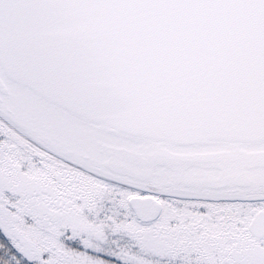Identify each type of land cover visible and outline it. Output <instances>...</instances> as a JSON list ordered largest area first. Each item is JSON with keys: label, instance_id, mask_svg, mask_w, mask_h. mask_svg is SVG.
I'll return each instance as SVG.
<instances>
[{"label": "snow or ice", "instance_id": "1", "mask_svg": "<svg viewBox=\"0 0 264 264\" xmlns=\"http://www.w3.org/2000/svg\"><path fill=\"white\" fill-rule=\"evenodd\" d=\"M0 264H264V0H0Z\"/></svg>", "mask_w": 264, "mask_h": 264}]
</instances>
